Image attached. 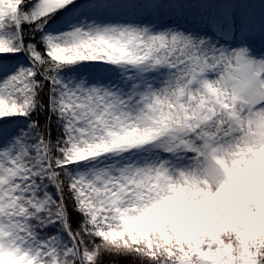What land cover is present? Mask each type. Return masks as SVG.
Returning a JSON list of instances; mask_svg holds the SVG:
<instances>
[{
  "label": "snow or ice",
  "instance_id": "snow-or-ice-1",
  "mask_svg": "<svg viewBox=\"0 0 264 264\" xmlns=\"http://www.w3.org/2000/svg\"><path fill=\"white\" fill-rule=\"evenodd\" d=\"M264 264V0H0V264Z\"/></svg>",
  "mask_w": 264,
  "mask_h": 264
},
{
  "label": "trees",
  "instance_id": "trees-1",
  "mask_svg": "<svg viewBox=\"0 0 264 264\" xmlns=\"http://www.w3.org/2000/svg\"><path fill=\"white\" fill-rule=\"evenodd\" d=\"M117 260V264H133L131 258H114Z\"/></svg>",
  "mask_w": 264,
  "mask_h": 264
}]
</instances>
